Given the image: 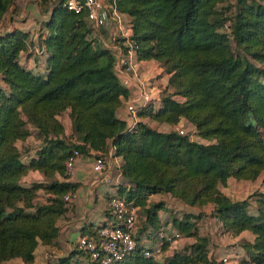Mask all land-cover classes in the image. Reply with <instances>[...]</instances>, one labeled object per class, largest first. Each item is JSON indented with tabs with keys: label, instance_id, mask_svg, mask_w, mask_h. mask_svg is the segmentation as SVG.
<instances>
[{
	"label": "trees",
	"instance_id": "16d2710c",
	"mask_svg": "<svg viewBox=\"0 0 264 264\" xmlns=\"http://www.w3.org/2000/svg\"><path fill=\"white\" fill-rule=\"evenodd\" d=\"M15 1L0 0V24ZM35 1L47 6L37 29L42 52L35 54L43 71L20 61L30 43L28 30H0V262L19 257L30 263L38 243L54 242L56 218L77 187L64 174L72 150L79 156L94 151L96 157L111 146L120 158L116 193L138 208L136 240L168 224L157 214L162 206L148 203L150 194L166 193L189 207L210 204V215L229 235L252 229L258 238L241 244L242 262L264 264V223L252 227L244 203L219 188L230 176L253 180L261 173L264 186V0H110L130 18L137 58L155 60L168 73L157 106L149 101L138 108L131 129L116 114L128 90L86 10H69L64 0ZM231 39L243 52L234 51ZM66 109L69 134L58 118ZM147 119L165 125L183 119L206 142L173 128L157 129ZM31 133L40 144L23 161L15 141ZM30 169L43 180L21 183ZM38 189L46 197L34 202ZM204 214L186 210L170 216L169 224L193 237ZM98 226L81 234L95 236ZM169 245L163 240L162 252ZM142 249L138 243L106 264H222L196 242L160 257L145 256ZM56 264L102 263L76 242Z\"/></svg>",
	"mask_w": 264,
	"mask_h": 264
},
{
	"label": "built area",
	"instance_id": "2783aa9c",
	"mask_svg": "<svg viewBox=\"0 0 264 264\" xmlns=\"http://www.w3.org/2000/svg\"><path fill=\"white\" fill-rule=\"evenodd\" d=\"M63 4L67 9L79 12L86 10V19L93 26L102 40V44L108 47L114 57L113 71L119 83L127 88L128 94L121 97V106L124 112L126 127L131 129L139 119L136 111L147 102H152L154 107L159 102L160 89L168 73L165 68L157 62L159 69L154 76L143 77L139 71L141 60L136 56L137 45L132 38L130 18L125 13L116 10L110 0H64ZM99 26H102L108 33L109 41L102 37ZM227 22L223 23V27ZM0 24V30H2ZM37 36V35H36ZM43 38V35H41ZM29 51L39 55L42 47L36 44L28 46ZM163 81V82H162ZM74 140V139H70ZM79 156L77 149H73L71 155L64 160V174L70 178L74 174L75 160ZM93 168L102 172L103 180L110 181L106 156L100 153L92 159ZM118 173L119 166H118ZM64 203H67L69 194L63 195ZM105 205L109 217L96 228L95 236L87 234L79 235L77 247L89 252L91 259L99 258L102 264H106L113 259H119L123 255L134 249L136 244L142 245V253L145 256L154 255L160 257L162 250L161 242L167 240L170 243L182 237V235L170 226V224L160 227L153 234L142 235L136 240L135 233L137 227V206L131 201L125 200L116 192L110 193L105 199ZM213 225L218 233L223 231L221 221L213 216ZM184 237V236H183Z\"/></svg>",
	"mask_w": 264,
	"mask_h": 264
},
{
	"label": "crops",
	"instance_id": "0c3cea01",
	"mask_svg": "<svg viewBox=\"0 0 264 264\" xmlns=\"http://www.w3.org/2000/svg\"><path fill=\"white\" fill-rule=\"evenodd\" d=\"M13 8H15L14 11L12 12L8 11L4 15L1 28L9 29L12 26L16 25L22 29L28 30L29 31L28 40L30 41V43H28L27 45L30 46V44H36L37 29L39 27L40 21L43 18H45L47 14L46 11L47 6L46 5H44L43 7L39 6L35 0H16L13 5ZM22 11L25 12V15L21 14ZM28 46L26 50L20 53V61L23 64H25L27 67L31 68L32 70L43 71L42 62L39 61L38 59L35 60L36 55L31 53V51H29ZM156 66H157V61L155 60L152 59L141 60L139 71H141L143 77L154 76L157 72ZM117 111L118 112L120 111L122 113L121 114L122 116L118 113L116 114L120 118L124 119L125 116L121 105L117 108ZM67 112L68 109L62 111L58 115V118L60 119V121L64 126L65 134L70 133V120L68 118ZM162 124L164 123H159V125ZM29 136H31L33 142L35 143L33 148H30V145L28 147L27 145L24 146L25 148H27L28 154H25L26 155L25 160L22 158L23 161H26L29 157L33 156L37 149V148L35 149V147L39 138L35 137L32 133L26 136L23 139V141L27 142ZM18 141H22V140L18 139L15 141V145L17 146V148H18L17 145ZM111 150L112 147L108 146L105 155L107 164L109 166L108 168L109 176L111 178L110 181L108 182H105L103 180L102 172L97 171L93 168L92 159H93L94 151H91L92 155H80L76 158L74 174L68 179L77 182V187L74 189L73 195L69 199V204L67 205L68 207L66 211H64L56 218L55 224L57 226V234L54 239V242L47 245L38 243L34 248L33 260L27 264H56L57 257L68 253L76 246L77 239L79 235H81V233H87L92 231L94 227L103 223L109 217L105 205V199L110 193L116 192V187H117L116 184L121 179V176L118 173L120 158L117 156H113L111 154L112 152ZM229 179L244 180V179H236L230 176L227 178L226 182L229 181ZM41 180H43V174L38 170H32V169L27 170V172L24 175H22L20 178V182L23 184H29L31 181H41ZM244 181H252V180H244ZM220 190L223 192L222 189ZM39 192H41V194L44 196V198L39 202L45 200L46 193H44L41 189H38L36 191V196L33 199L34 202H36L35 199L39 195ZM161 195H167V197L169 196V194L166 193H154L148 196V201ZM179 203L185 208L187 207L189 211H191L193 208L184 205L180 201ZM207 205L210 206L209 208H211L210 204ZM160 211L161 209L157 211V214L160 217V219H164V220L166 219L167 223L169 224L170 216L168 215V217H166L165 215H163V217H161ZM39 246L41 247L39 248ZM41 248L42 249L47 248L51 253L53 252V254L46 255V253H44ZM173 248L174 246L171 245L170 243L169 247L165 251H163L162 254L167 255L171 253ZM56 250L57 252H55ZM233 253L234 255L232 254L230 256L232 257L234 256L235 258L230 261H227L226 263H223L221 261L222 264H254L252 262H247V263L242 262V257L244 256L242 249H241L240 261L236 260L237 254H235V252ZM227 256H229V254H227ZM0 264H26V263L22 262V260L19 257H12L1 261Z\"/></svg>",
	"mask_w": 264,
	"mask_h": 264
},
{
	"label": "rangeland",
	"instance_id": "374dc122",
	"mask_svg": "<svg viewBox=\"0 0 264 264\" xmlns=\"http://www.w3.org/2000/svg\"><path fill=\"white\" fill-rule=\"evenodd\" d=\"M13 11V10H12ZM11 11V12H12ZM23 15L25 12L22 11ZM231 46L234 51L243 52L242 44L239 43L237 40H230ZM159 69L158 65L156 66ZM118 114H122L120 111ZM122 116V115H121ZM147 123L161 130H167L170 128L176 129L179 132L186 133L190 139L206 142L204 139L198 137L196 131L194 130L193 126L186 122L185 120H180L178 123L174 125H159V123H155L151 120H146ZM34 143L31 136L28 137V141H18V149L21 154V158L24 160L26 159V155L28 154L27 147L30 145V148L34 147ZM40 144V140L37 141L35 149ZM29 149V148H28ZM262 174H259L254 180L252 181H244V180H234L229 179L225 183V185H219V188L223 190V192L233 200L239 201L244 203L247 209V213L251 218V226L255 227L256 225L264 223V202L262 201V197L264 195V186L261 181ZM44 196L39 192V195L35 199L36 202L42 200ZM155 203V206H162L160 214L161 217L165 215L166 217L172 216L176 214L177 216H181L182 213L187 209L182 206L179 201L176 199H172L170 196L161 195L157 196L156 198L149 200L148 203ZM210 206H201V207H193L191 211L196 213L197 211L202 210L204 211V215L197 221L196 224V235L193 237H181L179 239L174 240L171 242V245L175 248H180L182 245H185L189 242H196L199 246H202L203 249L207 251V254L213 256L215 260H221L223 263L234 259L235 257L230 256L237 254L236 260L240 261L241 255V244L243 242H251L257 240V236L252 231V229H245L241 231L237 236L229 235L227 233H218L215 226L212 222V216L210 215L211 208ZM41 246H39L40 248ZM42 249V248H41ZM46 255L53 254L49 251V249L44 248L42 249ZM57 252V250L55 251ZM229 254V256H227Z\"/></svg>",
	"mask_w": 264,
	"mask_h": 264
},
{
	"label": "water",
	"instance_id": "95a60500",
	"mask_svg": "<svg viewBox=\"0 0 264 264\" xmlns=\"http://www.w3.org/2000/svg\"><path fill=\"white\" fill-rule=\"evenodd\" d=\"M99 31H100L102 37L105 38L106 41L110 40L108 37L107 31L102 26H99Z\"/></svg>",
	"mask_w": 264,
	"mask_h": 264
}]
</instances>
